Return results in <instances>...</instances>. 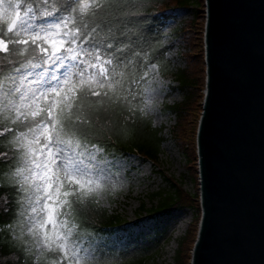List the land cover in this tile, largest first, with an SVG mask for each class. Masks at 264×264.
<instances>
[{
  "label": "snow or ice",
  "instance_id": "snow-or-ice-1",
  "mask_svg": "<svg viewBox=\"0 0 264 264\" xmlns=\"http://www.w3.org/2000/svg\"><path fill=\"white\" fill-rule=\"evenodd\" d=\"M111 6L41 0L40 8H23L0 0V73H7L0 75V133L11 134L0 135L10 145L0 155L10 185L23 193L15 225L7 227L31 264H99V246L79 220V206L110 181L105 149L89 139L93 114L126 106L132 119L152 103L145 99L137 109L132 85L154 91L159 66L139 65V53L130 56L122 42L99 35Z\"/></svg>",
  "mask_w": 264,
  "mask_h": 264
},
{
  "label": "water",
  "instance_id": "water-1",
  "mask_svg": "<svg viewBox=\"0 0 264 264\" xmlns=\"http://www.w3.org/2000/svg\"><path fill=\"white\" fill-rule=\"evenodd\" d=\"M189 264H264V0H205Z\"/></svg>",
  "mask_w": 264,
  "mask_h": 264
},
{
  "label": "rangeland",
  "instance_id": "rangeland-1",
  "mask_svg": "<svg viewBox=\"0 0 264 264\" xmlns=\"http://www.w3.org/2000/svg\"><path fill=\"white\" fill-rule=\"evenodd\" d=\"M197 1L204 3V0ZM194 9L193 5L175 9L170 7L167 13L171 17L164 27V41L168 47L166 56L174 70L193 68L198 82L193 94H189L188 99H194L181 121L178 123L174 114L164 112L166 105H179L186 100V93L174 88L177 84L173 75L162 76L158 72L155 84L152 85L154 91L146 93L144 89L147 85H143V100L152 101L146 109V115L152 119L156 128L161 129L164 138L159 159L151 163L137 154L104 158L110 162V181L97 200L102 207L118 213L123 224L94 241L96 244L105 242L113 249L126 251L125 261L137 260L141 249L147 248L146 255L150 264H175L179 242L184 237L187 240L182 246V261L188 264L191 260L199 223V220H193L195 210L185 207L169 217L155 218L151 209L159 193L180 189L183 194L192 196L199 191L196 126L205 89V17L201 12L203 7L199 8L197 15ZM190 52L197 55V63L180 55ZM183 215H186L188 223L181 228ZM155 227L162 231L158 241L153 240Z\"/></svg>",
  "mask_w": 264,
  "mask_h": 264
},
{
  "label": "trees",
  "instance_id": "trees-1",
  "mask_svg": "<svg viewBox=\"0 0 264 264\" xmlns=\"http://www.w3.org/2000/svg\"><path fill=\"white\" fill-rule=\"evenodd\" d=\"M19 2L23 8H27L31 4H35L38 8L41 7V0H19ZM190 5L195 7L196 15L200 11L199 8L203 7L201 12L205 15L204 3H199L197 0H112L111 8L106 11L99 22L101 24L99 35L101 37L111 36L118 43L122 42L121 46H127L125 51L130 56L132 53H139V56L136 57L139 65L146 62L157 64L160 75L174 76L177 84L174 88L179 89L183 94L186 93V100L179 105H166L164 112L174 114L178 123L193 102L194 97L189 99L188 97L190 93L193 94L198 82L195 77L196 71L193 68L174 70L166 56L168 47L164 41V27L171 17L167 13L170 7L172 9L186 8ZM108 29L111 31L109 32ZM177 37L178 35H176ZM180 55L191 59L193 63L199 61L193 52L186 55L180 53ZM203 64L205 73L204 53ZM133 71L135 70L133 69ZM0 75H7V73H0ZM143 85H132L133 91L137 93V99L133 102L137 109L143 107L141 103L143 101ZM128 115L126 106L113 105L101 109L93 114V131L89 139L105 149L104 158L137 154L146 161L156 163L164 142L161 129L156 128L152 119L138 110L134 118L128 119ZM0 135L11 134L0 133ZM9 147L10 145L7 143L0 142V152L8 151ZM14 158L13 154L9 152L8 159ZM22 195L23 193H18L10 185L7 161L3 155H0V264H31L32 258L26 254L25 245L13 235L14 229L7 227L9 224L15 225L19 210L18 201ZM157 196V202L151 209L155 218L169 217L173 212L186 207L195 210L196 214H194L193 220L195 222L199 220L200 206L197 193L192 197L183 194L180 189H175L174 192H162ZM97 201V198L91 199L79 206L81 229L86 231L93 240L101 235L109 234L110 231L123 224L118 213L102 207ZM153 231L155 238L153 240L158 241L162 231H159L158 227H155ZM186 240L184 237L179 242L175 264H184L181 255L182 246ZM97 245L100 249L99 264H150L146 255L147 248L141 249L137 260L125 261L126 251L113 249L105 242H97Z\"/></svg>",
  "mask_w": 264,
  "mask_h": 264
},
{
  "label": "bare ground",
  "instance_id": "bare-ground-1",
  "mask_svg": "<svg viewBox=\"0 0 264 264\" xmlns=\"http://www.w3.org/2000/svg\"><path fill=\"white\" fill-rule=\"evenodd\" d=\"M187 221L188 220H187L186 215H183L182 220L180 221V227L184 228L186 226V224L188 223Z\"/></svg>",
  "mask_w": 264,
  "mask_h": 264
}]
</instances>
